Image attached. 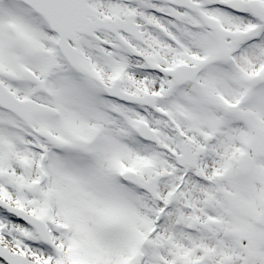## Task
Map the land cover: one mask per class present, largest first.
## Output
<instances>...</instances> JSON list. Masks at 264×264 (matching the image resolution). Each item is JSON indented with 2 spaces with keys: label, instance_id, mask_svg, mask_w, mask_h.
Segmentation results:
<instances>
[{
  "label": "snow or ice",
  "instance_id": "obj_1",
  "mask_svg": "<svg viewBox=\"0 0 264 264\" xmlns=\"http://www.w3.org/2000/svg\"><path fill=\"white\" fill-rule=\"evenodd\" d=\"M0 264H264V0H0Z\"/></svg>",
  "mask_w": 264,
  "mask_h": 264
}]
</instances>
